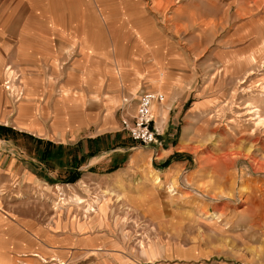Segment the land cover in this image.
<instances>
[{
    "label": "rangeland",
    "instance_id": "374dc122",
    "mask_svg": "<svg viewBox=\"0 0 264 264\" xmlns=\"http://www.w3.org/2000/svg\"><path fill=\"white\" fill-rule=\"evenodd\" d=\"M3 8L25 10L28 25L42 26L47 17L89 28L92 41L106 43L99 63L106 87L124 85L108 111L114 124L102 146L114 135L121 146L116 153H138L139 160L121 174L130 185L97 183L80 172H57L56 162L38 156L45 141L12 133L39 178L0 174V220H89L96 212L85 210L86 217L82 204L91 201L99 215L116 220L139 261L148 260L144 238L146 249L163 254L151 264H264V0H0ZM88 60L84 67L95 73L98 58ZM40 72L59 81L64 76L48 66ZM129 86L135 98L159 90L165 93L159 102L172 103L161 143L135 141L123 128L121 116L137 103L125 100H132ZM94 98L91 131L107 110L105 96L103 103ZM153 144L173 151L160 159ZM75 195L85 202L73 203Z\"/></svg>",
    "mask_w": 264,
    "mask_h": 264
},
{
    "label": "crops",
    "instance_id": "0c3cea01",
    "mask_svg": "<svg viewBox=\"0 0 264 264\" xmlns=\"http://www.w3.org/2000/svg\"><path fill=\"white\" fill-rule=\"evenodd\" d=\"M36 14L43 16L39 10ZM7 16L15 18L9 21L5 19ZM27 18L25 10L17 13L10 8L0 9V174L16 175L19 172L28 178H39L38 172L28 169V160L21 153L24 149L11 137L12 133L22 132L35 140L45 141V148L38 156L42 160L50 158L56 162L55 168L61 174L64 171L72 174L80 172L97 183L104 184L110 180L114 186L121 183L130 185L132 182L121 174L132 172L139 154L127 156L116 153L121 146L116 144L114 135L102 146L104 137L111 132V128L106 127L112 122L114 124V118L107 120L108 111L116 105L124 85L106 87V71L99 64L103 59L100 50L106 48V43L92 41L89 28L63 26L47 17L46 24L42 26L28 25ZM71 49L78 50L76 57L69 51ZM71 58L74 60L71 61ZM95 58H98L99 68L94 73L84 65L88 59ZM62 64L69 65L63 67ZM47 66L55 75L63 74L62 80L40 72ZM118 79L115 76V81ZM91 81L98 83L92 84ZM131 89V86L127 88L129 95H135ZM19 91L22 95L16 98ZM76 94H80L84 102ZM91 96L101 103V96H105L103 104L107 108L105 115L97 119L99 122L95 131H91L94 121L88 103ZM137 98L132 96L129 100L125 97V100L133 103ZM171 105L165 106L158 101L153 106L159 129H164ZM164 106L168 110L165 111ZM161 109H164L163 112ZM78 146L82 147V153L76 151ZM64 150L67 152L66 159L59 161ZM151 150L162 159L171 155L173 148L153 144ZM24 152L27 153L26 150ZM176 162L178 159L172 161L170 168ZM29 164L32 162L29 161ZM168 170H161L160 174L164 175ZM117 176H123L122 180ZM82 206L86 216L87 205ZM107 208L108 204L105 212ZM99 214L96 212L89 220L48 222L27 220L26 217L24 220L4 217L0 220V264H151L147 263L148 260L163 255L157 250L146 249L145 239L142 238V256L148 260L139 261L136 259L140 255L138 251L127 247L125 239H121L123 234L116 220L109 213L105 217Z\"/></svg>",
    "mask_w": 264,
    "mask_h": 264
},
{
    "label": "built area",
    "instance_id": "2783aa9c",
    "mask_svg": "<svg viewBox=\"0 0 264 264\" xmlns=\"http://www.w3.org/2000/svg\"><path fill=\"white\" fill-rule=\"evenodd\" d=\"M164 99L165 93L159 90H145L138 95L134 112L122 117V126L129 131L133 139L143 144L161 143L153 105L155 101Z\"/></svg>",
    "mask_w": 264,
    "mask_h": 264
},
{
    "label": "bare ground",
    "instance_id": "6f19581e",
    "mask_svg": "<svg viewBox=\"0 0 264 264\" xmlns=\"http://www.w3.org/2000/svg\"><path fill=\"white\" fill-rule=\"evenodd\" d=\"M154 105H155V102H154ZM153 105V106H154ZM260 124H264V119H260ZM158 180H159V178H157ZM172 190V189H171ZM69 201V200H68ZM71 201L74 203H76V204H79V205H81L82 203H84L85 202V200H84V198H82L81 196H79V195H75L74 197H72V199H71ZM91 202V201H90ZM90 202H88V204H87V206H86V211L87 212H91V211H95V212H97V207H96V205H97V203H95V202H92V203H90ZM63 204H65V203H67V202H65V201H63L62 202ZM66 205V204H65ZM103 207V206H102ZM102 207L100 206V209L102 210ZM142 244V245H141ZM140 245L141 246H144V244L143 243H141Z\"/></svg>",
    "mask_w": 264,
    "mask_h": 264
}]
</instances>
